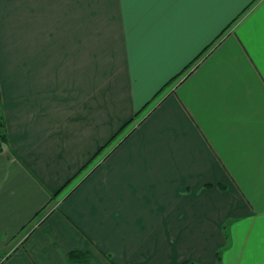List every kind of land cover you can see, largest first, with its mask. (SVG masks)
Wrapping results in <instances>:
<instances>
[{
	"label": "crops",
	"instance_id": "0c3cea01",
	"mask_svg": "<svg viewBox=\"0 0 264 264\" xmlns=\"http://www.w3.org/2000/svg\"><path fill=\"white\" fill-rule=\"evenodd\" d=\"M0 115V264H264V0H0Z\"/></svg>",
	"mask_w": 264,
	"mask_h": 264
},
{
	"label": "trees",
	"instance_id": "16d2710c",
	"mask_svg": "<svg viewBox=\"0 0 264 264\" xmlns=\"http://www.w3.org/2000/svg\"><path fill=\"white\" fill-rule=\"evenodd\" d=\"M172 82H170V83H167L165 86H163L158 92H157V94H156V96L161 92V91H163L167 86H169L170 84H171ZM155 96V97H156ZM154 97V98H155ZM153 100V99H152ZM152 100H150V101H148L146 104H145V106L140 110V111H138L137 113H136V116L135 117H137L149 104H150V102L152 101ZM154 106V105H153ZM153 106L151 107V108H149L148 109V111H147V114H149L150 113V111L153 109ZM134 117V118H135ZM134 118H131L130 120H128L111 138H110V140L107 142V143H110L113 139H115L118 135H119V133L130 123V122H132L133 120H134ZM143 120V119H142ZM141 121V120H140ZM130 133V132H129ZM128 133V134H129ZM127 136V135H126ZM125 136V137H126ZM124 137V138H125ZM8 143H9V134H8V129H7V125H6V121H5V118H4V116L3 115H0V152H2V151H4L7 147H8ZM106 143V144H107ZM104 147H105V145H104ZM103 146L98 150V153L104 148ZM83 168H85V165L83 166ZM83 168L81 169V170H83ZM80 170V171H81ZM79 173V172H78ZM59 194V193H58ZM57 194V195H58ZM57 195H53L52 196V199L53 198H55ZM41 212H38V214L36 215V216H39V214H40ZM70 257H72V258H85L86 257V255H85V253H81V252H77V251H74V252H72V253H70ZM184 264H195V263H193V262H185Z\"/></svg>",
	"mask_w": 264,
	"mask_h": 264
},
{
	"label": "rangeland",
	"instance_id": "374dc122",
	"mask_svg": "<svg viewBox=\"0 0 264 264\" xmlns=\"http://www.w3.org/2000/svg\"><path fill=\"white\" fill-rule=\"evenodd\" d=\"M146 113H147V112H146ZM80 172H81V171H80ZM80 172H79V173H80ZM79 173H78V174H79ZM78 174H77V175H78ZM85 175H86V174H85ZM78 176H79V175H78ZM84 177H85V176H84Z\"/></svg>",
	"mask_w": 264,
	"mask_h": 264
}]
</instances>
